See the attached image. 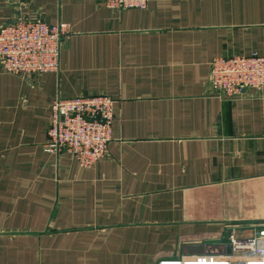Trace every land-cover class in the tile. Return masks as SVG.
Returning a JSON list of instances; mask_svg holds the SVG:
<instances>
[{"label": "crops", "instance_id": "1", "mask_svg": "<svg viewBox=\"0 0 264 264\" xmlns=\"http://www.w3.org/2000/svg\"><path fill=\"white\" fill-rule=\"evenodd\" d=\"M71 26L60 71L0 69V264H158L264 223V92H216L211 63L264 56V0H0V28ZM116 100L98 164L44 144L56 98Z\"/></svg>", "mask_w": 264, "mask_h": 264}, {"label": "built area", "instance_id": "2", "mask_svg": "<svg viewBox=\"0 0 264 264\" xmlns=\"http://www.w3.org/2000/svg\"><path fill=\"white\" fill-rule=\"evenodd\" d=\"M107 8L121 12L146 9L150 0H103ZM71 33L67 22L49 24L23 19L0 28V69L23 77L59 72L64 39ZM213 89L238 98L246 90L264 92V56L231 54L211 63ZM116 100L107 94L56 98L47 129V152L72 153L84 167L98 164L113 139ZM158 264H264V227L252 236L230 234L226 248L217 253L162 259Z\"/></svg>", "mask_w": 264, "mask_h": 264}, {"label": "rangeland", "instance_id": "3", "mask_svg": "<svg viewBox=\"0 0 264 264\" xmlns=\"http://www.w3.org/2000/svg\"><path fill=\"white\" fill-rule=\"evenodd\" d=\"M244 225H246V226L244 227L246 231H247V230H249V231L253 230L254 233H255L259 228L264 227V223L244 224ZM254 233H253V234H254Z\"/></svg>", "mask_w": 264, "mask_h": 264}]
</instances>
